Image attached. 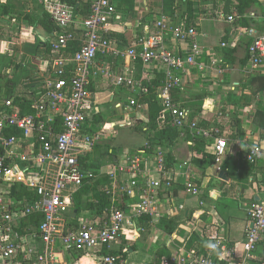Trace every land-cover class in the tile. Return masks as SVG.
I'll return each instance as SVG.
<instances>
[{
    "label": "built area",
    "instance_id": "obj_1",
    "mask_svg": "<svg viewBox=\"0 0 264 264\" xmlns=\"http://www.w3.org/2000/svg\"><path fill=\"white\" fill-rule=\"evenodd\" d=\"M49 1L48 13L58 30L50 42L54 55L51 68L41 86L20 95V101L0 100V264H58V251L93 253L97 264H126L122 256L106 251H113L128 231L137 232L138 219L150 218L154 226L168 215L161 195L170 194L174 180L167 167L166 146L151 142H146L134 155L124 154L123 161L116 166L85 167L93 163L85 159L99 139L86 129L93 116L87 111L93 74L139 95L148 92L146 83L150 82L118 76L107 67L97 70L95 66L100 54L134 64L141 62L143 67L162 65L164 82L158 89V98L170 116V126L180 132V139L190 135L214 142L215 162L220 164L229 150L228 139L220 136L218 128H205L191 119L180 99L175 98L189 69H208L198 62L203 54L199 34L192 26L174 25L162 16L153 34L122 50L109 35L110 22L118 13L112 0H89L90 16L80 20L73 7L60 0ZM241 18V14L235 13L223 20L233 24ZM77 26L84 30V39L79 49L69 54L78 40ZM168 35L179 43H189L183 55L167 48ZM249 53L252 69L264 64V35L255 39ZM210 63L222 73L220 60L212 59ZM143 109L136 99L127 107L129 112ZM242 152L249 167L264 163L263 146L246 145ZM103 178L109 182L102 191L112 197L113 205L102 216H75L74 195L83 186ZM201 183L193 175L185 183L183 193L191 198L202 197L206 189ZM119 197L128 199L127 210L116 206ZM200 207H204L203 202ZM35 216L41 217L38 228L25 226V221ZM260 248L264 251V200L248 210L241 243L231 246L227 240L217 238L193 250H183L167 258L164 264H222L230 258H240L241 264H247Z\"/></svg>",
    "mask_w": 264,
    "mask_h": 264
},
{
    "label": "crops",
    "instance_id": "obj_2",
    "mask_svg": "<svg viewBox=\"0 0 264 264\" xmlns=\"http://www.w3.org/2000/svg\"><path fill=\"white\" fill-rule=\"evenodd\" d=\"M256 1L257 5H252L244 15L242 14L240 20L230 24L223 18L226 19L228 16L239 13L236 10L238 0H112L118 13L116 19L110 22L109 35L122 50L135 46L140 38L153 34L156 31V22L162 16H167L174 25L187 26L188 23L197 30L198 40L203 48V54L198 58V62L205 64L208 69L205 72H200L196 68L189 69L188 74L183 76V88L180 92L182 99L180 101L189 111L193 120L205 122L208 128H218L221 131L220 136L229 141L227 155L217 165L208 160H203L202 166L185 162L183 158L190 155L192 143L183 139L175 142L172 146L164 147L169 175L174 180V187L170 194L161 195V201L168 213L165 218L170 219L182 213H189L188 216L191 217V222L185 221L176 235L169 237L162 232L165 242L160 247L168 246L171 256L187 250V242L194 233L199 234L203 241L202 245L209 244L217 238L227 240L231 246L241 243L247 227L248 210L256 202L264 200V163L251 168L246 163L242 152L246 145L258 144L264 147V131L253 125L249 119L247 122H243L242 136L233 141L232 137L227 135L228 129L223 128V124H221L225 122L224 117H229L233 113L242 120L241 115L245 114L248 106L241 107L232 104L235 96H239L241 93L240 85L249 82L254 76L264 75V64L259 66L261 69L255 72L257 74H253L250 61L246 65H242L248 52L246 40L249 35H252L249 30L256 34L257 31L253 28L264 23V0ZM167 9L169 14L166 13ZM77 16L79 20L84 19L81 15ZM44 18L50 20L49 13L45 11L43 3L39 0H0V59H7L5 64L2 63L3 66H0V70L18 82L16 94L19 96L41 86L46 71L51 68L54 55L51 52L50 42L58 30L48 32L42 23ZM252 21L256 23L252 24L251 29L245 23L251 24ZM7 31L9 38H5L2 34ZM84 33L82 27L77 26L78 40L69 54H73L79 49L80 41L84 39ZM114 34L119 35V38H116ZM262 35L264 32L258 34L256 38ZM45 43L49 44L48 47L43 45ZM166 43L167 48L176 55H183L189 48V43H179L172 35H168ZM223 44H226L227 47H223ZM39 45L41 47L35 50V53L30 51L31 46ZM225 50H233V56L225 57ZM4 55L5 58H2ZM101 55L103 56V54L99 55L95 66L97 70L107 67L118 76L136 77L138 69L134 63L116 60L111 56L101 57ZM212 59L221 62L225 60L230 63L223 67L222 73H220L218 66L211 67ZM160 71H164L162 65L150 64L143 67L142 74L138 79L145 81L147 78L156 76ZM225 74L232 76L229 85L225 82ZM243 77L246 79L240 81ZM197 85L203 91H200L196 87ZM121 87H125L127 91L121 92ZM89 91L91 97L96 99V102H91L92 107L98 106V103L103 102L105 98L112 102L118 99L120 101L116 103V109L125 108L126 112H129L127 107L131 100L135 99H130L131 92L134 95H139L126 86H117L113 81H108L100 74H93ZM124 100L128 102L126 107L123 105ZM251 104L247 116L245 115L246 119L249 117L252 119L256 108L264 105V92L255 95ZM87 111L90 112L89 106ZM92 114L94 115V113ZM231 118L228 121L229 128L235 130V124L232 123ZM126 120H128L127 117L122 123L123 125H126ZM94 126L92 116V123L89 127L86 126V129L91 133V131H95ZM132 131L136 130L132 129ZM208 144L204 151L214 155L215 143ZM126 153L127 150L119 151L113 162L103 167L116 166L123 161L122 156ZM89 156L93 161V152ZM197 157L200 158L201 155L197 154ZM221 170L228 173L229 181L225 182L219 179L218 175ZM204 171L205 175H203ZM193 175L196 180L202 182L203 188L206 189L200 198H191L183 193L185 183L192 179ZM201 177H204L205 180L207 178L208 182H203L204 179ZM200 202L204 203V207H200ZM181 206L184 207L183 211L180 210ZM194 214L199 215L197 223L192 221ZM137 232L141 233V230L138 229ZM115 248L116 246L114 250ZM73 254L74 252L67 254L58 251L56 254L58 264H97L93 253L85 254L78 260H75ZM241 255L239 253L238 256ZM153 256H148L150 260L146 264H151ZM241 261L240 258H230L223 261L222 264H241ZM247 264H264L263 249L260 248Z\"/></svg>",
    "mask_w": 264,
    "mask_h": 264
},
{
    "label": "trees",
    "instance_id": "obj_3",
    "mask_svg": "<svg viewBox=\"0 0 264 264\" xmlns=\"http://www.w3.org/2000/svg\"><path fill=\"white\" fill-rule=\"evenodd\" d=\"M63 3L73 7L75 9L76 15H81L84 19L88 18L90 16V5L89 0H60ZM252 5H257L256 0H238V4L236 5V10L239 12V14H245L247 9H249ZM45 19V18H44ZM246 22V21H245ZM43 26L48 32H53V30H56L57 27L54 26L52 20L45 19L42 21ZM256 22H251V24L245 23V25L252 29V24H255ZM260 25V26H259ZM257 28H253L256 32V34L249 35L247 38L246 44L248 45V52L245 56L244 61L242 62V65H246L250 61V53L249 48L252 45V43L255 41L256 36L258 34H261L264 32V23L259 24ZM192 25H188L186 27H191ZM116 38H119V35L114 34ZM110 38H113L110 36ZM42 45V44H40ZM36 47H30V51L35 53V50L39 49L41 46ZM46 47H48V43L43 44ZM225 57H232L234 51L225 50L224 51ZM230 63V62H228ZM228 63L224 60L222 62V67H226ZM137 67L138 73L135 75L136 79H138L142 74V63L138 62L135 63ZM147 80H150L149 83H146ZM164 82V71H160L156 76L147 78L145 80L148 92L146 94L141 95H134L131 92V97L135 98L140 102V104L143 105L144 109L141 111L146 110V118L140 119L135 122H141L146 125V133L148 134V141L154 144H158L161 146H172L175 144V142L180 140V132L177 129H174L170 126V116L168 112H166L162 106V103L160 102V99L158 98V89L163 85ZM18 86V82L14 78H10L6 72L0 70V100L5 96V98H15L16 100H19V95L16 94V87ZM241 93L239 96H235V99L233 100V105H240L241 107H249L253 103V100L255 98V95L258 93L264 92V75L259 74L257 76H254L250 79L249 82L241 83ZM121 92L125 91V87L120 88ZM127 91V90H126ZM182 94L179 91V94H175L176 99H182ZM4 98V99H5ZM96 114L93 115V122L95 124V120H97ZM256 120H258L260 128L262 131H264V105L258 106L255 111ZM192 119V118H191ZM232 123L235 124V130L233 134L231 135L232 140L235 141L239 137L242 136V125L243 121L239 119L237 116L232 117ZM100 120V119H99ZM199 124L202 127L208 128V125L205 122H199ZM90 131V130H89ZM91 133H93L91 131ZM184 141H188L192 143V146H190V154L192 156V159L190 163H194L196 165L202 166L204 161L208 160L216 164L215 162V155L206 153L205 147L209 145L206 141H204L202 138H192L190 135L186 136ZM197 154L201 155L200 158L197 157ZM85 160H88V162H93L90 156L88 155ZM217 165V164H216ZM97 165L95 163H92L90 165H87L85 167L92 168V169H100L96 167ZM205 175V171L203 172ZM109 180L107 178L103 179H97L94 180L92 183L83 186V188L78 191L74 195V201H73V207L72 211L73 213L77 211V214L75 216H79L81 213L85 211H90L89 213H92L93 210L96 209V214L99 216H102L105 212V210L113 205V199L111 196H108L105 192L102 191V188L108 184ZM127 202L128 199L119 197L116 203V206L119 207L122 210H127ZM185 221L191 222V217L186 216L185 213H182L178 216H175L173 218L167 219L164 218L160 222L156 223L154 226L162 227V231L164 234H166L169 237H172L177 234V232L181 229L182 225L185 223ZM25 226H31V228L36 229L41 223V217L35 216L28 218L25 221ZM136 225L138 229L143 230H149L153 228L152 220L150 218H140L136 221ZM203 244L202 239L200 238L199 234H192L187 242V250H193L195 248H198ZM120 250H113L110 252L106 251L107 253L113 254L118 256L122 252H119ZM83 256V253H75L73 254V257L75 260H78V258H81ZM122 256L124 259L128 257L127 253H122ZM170 248L168 246L160 247L159 250L154 254L153 260L151 264H164L165 260L167 258H170Z\"/></svg>",
    "mask_w": 264,
    "mask_h": 264
},
{
    "label": "rangeland",
    "instance_id": "obj_4",
    "mask_svg": "<svg viewBox=\"0 0 264 264\" xmlns=\"http://www.w3.org/2000/svg\"><path fill=\"white\" fill-rule=\"evenodd\" d=\"M39 2H41V0H39ZM43 6L45 11L48 12L50 1L45 0L43 2ZM166 13L169 14L168 9L166 10ZM2 34L5 38L10 37L8 36V31L5 33L6 35L3 32ZM103 56L101 55V57ZM2 58H5V55L4 57L2 56ZM6 60V58L4 60L0 59V66H3ZM260 69V67L252 69L253 74ZM224 77L225 82L229 85L231 83L232 76L230 74H225ZM245 79L246 77H243L240 81H243ZM196 87H198L200 91L202 90L199 85H197ZM4 98L5 96L2 98V100H4ZM119 101L120 100L117 99L112 102L110 99L105 98L103 102L98 103V106L92 107L90 104L91 102H96V99L91 97V100L88 103L90 112L96 114L95 116L98 120H95V131H93L95 137L99 138L93 151V163L98 166H96L97 168H101L103 166H106L107 164L112 163L119 151L121 152L122 150H127V153L134 155L138 151L139 147L143 146L145 142L148 141V134L146 133V131H144L146 125L141 122H135L137 120L146 118V110L141 112L132 111L130 113L126 112L125 108L116 109V103ZM126 102L127 100H124L123 105L125 107L128 104V102ZM249 108L250 107L246 108L245 114L241 115L242 121L245 123L250 119V122L252 121L253 125L260 128L259 122L258 120H256L255 112H253L252 119L250 117L246 119ZM233 116H237V114L233 113V115H230L229 117H224L225 122L221 123L223 124V128L228 129L227 135L230 136L233 134L234 129L231 130L229 128L228 121ZM126 117L128 118V120H126V125H123L122 123L125 122ZM120 119H122L123 121L121 122ZM132 129L136 131H132ZM183 159L185 160V162H190L192 156L190 154ZM206 180L204 179L203 182H208ZM89 212L90 211L83 212L82 217L84 219L88 218V216L91 215V213ZM92 213H96V209L93 210ZM162 232V227L158 228L157 226H154L149 230L147 229L145 231H142L141 233L136 232L135 230H130L121 238L120 243L116 246L115 250H120L119 252L128 254L129 257L125 259L126 264H146L150 260L148 259V256L150 257L151 255H154V253L157 252V249L164 244L165 241L163 239ZM122 253L119 255H122ZM84 254L86 253L84 252L83 255ZM68 263H70V261H68Z\"/></svg>",
    "mask_w": 264,
    "mask_h": 264
},
{
    "label": "water",
    "instance_id": "obj_5",
    "mask_svg": "<svg viewBox=\"0 0 264 264\" xmlns=\"http://www.w3.org/2000/svg\"><path fill=\"white\" fill-rule=\"evenodd\" d=\"M218 177L222 181H225V182L229 181L228 173L226 171H224V170H221L220 171ZM74 214L76 215L77 214V211H75ZM186 215L188 216L189 213H187ZM198 218H199V215L198 214H194L193 217H192L193 223H197Z\"/></svg>",
    "mask_w": 264,
    "mask_h": 264
}]
</instances>
